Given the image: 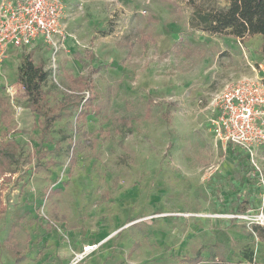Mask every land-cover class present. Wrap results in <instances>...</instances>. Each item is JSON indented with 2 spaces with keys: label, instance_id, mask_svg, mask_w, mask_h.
Masks as SVG:
<instances>
[{
  "label": "rangeland",
  "instance_id": "rangeland-1",
  "mask_svg": "<svg viewBox=\"0 0 264 264\" xmlns=\"http://www.w3.org/2000/svg\"><path fill=\"white\" fill-rule=\"evenodd\" d=\"M61 1L57 52L42 42L0 60V264L264 262V145L250 158L211 131L228 83L264 79L262 36L194 26L196 6L227 0ZM29 53L48 74L46 108L87 79L90 104L46 135L18 80Z\"/></svg>",
  "mask_w": 264,
  "mask_h": 264
},
{
  "label": "built area",
  "instance_id": "built-area-1",
  "mask_svg": "<svg viewBox=\"0 0 264 264\" xmlns=\"http://www.w3.org/2000/svg\"><path fill=\"white\" fill-rule=\"evenodd\" d=\"M63 18L61 0L3 1L0 4V60L8 57L10 51L31 47L38 40L49 43L57 52L60 39L65 38ZM213 104L215 116L211 131L216 140L237 145L250 158L254 157L264 145V79L228 83ZM95 248L96 244L86 245L76 257L87 255Z\"/></svg>",
  "mask_w": 264,
  "mask_h": 264
},
{
  "label": "trees",
  "instance_id": "trees-1",
  "mask_svg": "<svg viewBox=\"0 0 264 264\" xmlns=\"http://www.w3.org/2000/svg\"><path fill=\"white\" fill-rule=\"evenodd\" d=\"M228 4L224 7H210L208 9L196 6L192 22L194 26L203 31L212 34L230 35L236 38H245L253 35H261L263 39L262 53L264 55V0H227ZM105 32V31H103ZM147 37H145L146 39ZM99 68L96 69L98 71ZM47 71L42 63L35 64L32 54L24 55L21 65L18 69V80L24 88L25 94L28 96L29 108L32 112L42 117L41 132L43 135L49 133L50 128L57 119L62 117V111L73 104L87 106L90 99L85 93L81 92L86 80L80 76L73 81L80 90L73 91L61 105L60 110L54 111L45 107V92L43 84L47 79ZM81 114V113H80ZM149 114V113H148ZM81 132V131H80ZM83 132H81L82 134ZM257 235L264 240V227L255 226ZM14 230H11L8 236L10 247L19 253L18 244L15 242ZM17 260H22V256H18ZM203 258L198 256L191 259V262L198 264ZM216 264H231L226 261H220ZM240 264H264V262H256L250 258L249 263Z\"/></svg>",
  "mask_w": 264,
  "mask_h": 264
},
{
  "label": "crops",
  "instance_id": "crops-1",
  "mask_svg": "<svg viewBox=\"0 0 264 264\" xmlns=\"http://www.w3.org/2000/svg\"><path fill=\"white\" fill-rule=\"evenodd\" d=\"M42 42H43L42 40H38V41H36V42L32 45L31 48H32V49L35 48V47L38 46L39 44H42ZM14 50H16V49H14ZM12 51H13V50H12ZM21 51H22V50H21ZM20 55H22V54H20ZM9 56H10V55H9ZM9 56H8V57H9Z\"/></svg>",
  "mask_w": 264,
  "mask_h": 264
}]
</instances>
